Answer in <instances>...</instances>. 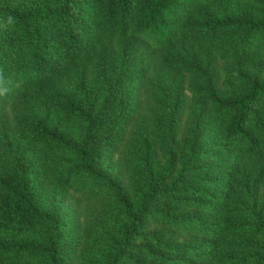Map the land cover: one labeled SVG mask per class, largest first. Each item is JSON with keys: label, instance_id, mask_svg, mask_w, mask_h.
Wrapping results in <instances>:
<instances>
[{"label": "trees", "instance_id": "1", "mask_svg": "<svg viewBox=\"0 0 264 264\" xmlns=\"http://www.w3.org/2000/svg\"><path fill=\"white\" fill-rule=\"evenodd\" d=\"M0 264H264V0H0Z\"/></svg>", "mask_w": 264, "mask_h": 264}, {"label": "clouds", "instance_id": "2", "mask_svg": "<svg viewBox=\"0 0 264 264\" xmlns=\"http://www.w3.org/2000/svg\"><path fill=\"white\" fill-rule=\"evenodd\" d=\"M17 24V19L12 14H7L3 20L2 25L5 28L15 30ZM8 92V88L5 85V80L2 75H0V96H4Z\"/></svg>", "mask_w": 264, "mask_h": 264}]
</instances>
